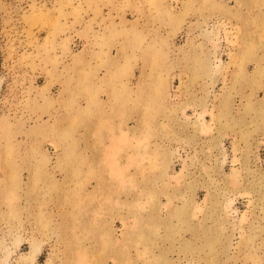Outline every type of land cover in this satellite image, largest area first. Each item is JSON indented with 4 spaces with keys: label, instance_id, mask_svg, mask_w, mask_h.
I'll return each mask as SVG.
<instances>
[{
    "label": "rangeland",
    "instance_id": "obj_1",
    "mask_svg": "<svg viewBox=\"0 0 264 264\" xmlns=\"http://www.w3.org/2000/svg\"><path fill=\"white\" fill-rule=\"evenodd\" d=\"M0 264H264V0H0Z\"/></svg>",
    "mask_w": 264,
    "mask_h": 264
}]
</instances>
